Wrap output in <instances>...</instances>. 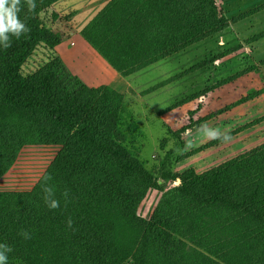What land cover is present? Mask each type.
I'll return each instance as SVG.
<instances>
[{"label":"trees","instance_id":"16d2710c","mask_svg":"<svg viewBox=\"0 0 264 264\" xmlns=\"http://www.w3.org/2000/svg\"><path fill=\"white\" fill-rule=\"evenodd\" d=\"M55 1L36 0L32 13L25 5L19 15H28L30 32L0 47V176L23 145L54 146L43 174L60 202L46 206L43 180L0 190L8 264H264V141L181 173L174 193L149 218L138 216L150 176L125 144L123 94L68 70L55 46L69 28L51 27L44 15ZM229 23L215 0H107L77 29L126 77Z\"/></svg>","mask_w":264,"mask_h":264},{"label":"rangeland","instance_id":"374dc122","mask_svg":"<svg viewBox=\"0 0 264 264\" xmlns=\"http://www.w3.org/2000/svg\"><path fill=\"white\" fill-rule=\"evenodd\" d=\"M106 1L56 0L44 15L66 32L86 24ZM215 1L230 21L226 29L126 77L99 68L89 50L72 53L73 66L65 64L87 85H97L93 76H107L123 94L125 144L150 176L136 208L142 218L174 193L181 173H201L264 141V0ZM203 125L230 129L232 139L209 140ZM56 151L36 143L20 147L0 176V190L30 189Z\"/></svg>","mask_w":264,"mask_h":264},{"label":"clouds","instance_id":"9594fccd","mask_svg":"<svg viewBox=\"0 0 264 264\" xmlns=\"http://www.w3.org/2000/svg\"><path fill=\"white\" fill-rule=\"evenodd\" d=\"M26 5L27 12L32 13L36 10V0H24V5L21 4V0H0V47L5 50L12 46V40L15 38L19 40L22 35L30 32V28L26 24V20L29 18L25 15L24 20L20 19V12ZM202 132L204 136L209 140H221L222 142H228L232 139L230 135V129L221 131L219 128L202 126ZM191 145H188L190 147ZM176 154H180V149H176ZM52 177L48 173H44L39 180H43L42 190L44 193L43 199L46 206L50 210H55L60 207L59 200L55 197L54 188L49 184ZM178 185L181 182H177ZM67 202L69 196L68 190H65L62 194ZM72 220L69 218L66 224L69 228L72 227ZM20 235L25 239H31V233L28 231H21ZM12 251L11 247L5 243H0V264H8V254Z\"/></svg>","mask_w":264,"mask_h":264},{"label":"crops","instance_id":"0c3cea01","mask_svg":"<svg viewBox=\"0 0 264 264\" xmlns=\"http://www.w3.org/2000/svg\"><path fill=\"white\" fill-rule=\"evenodd\" d=\"M68 32H69L68 33V37L63 39L60 43H58L55 46L56 52L58 53V55L60 56V58L62 59L64 64H66L67 66H69V65L73 66V60H72V57H73L72 55L73 54L72 53H74L75 56H78V54H82L83 52H87V50H89V52H87V54H89L90 57L92 59H94L96 64H98L99 68H102V67L105 68V66L106 67L108 66L110 70H113L114 73H116L119 77H122L84 40V38L80 35L78 29L70 27ZM67 43L71 44L70 48H68V44ZM76 44H79V49L78 48L74 49ZM80 50H82V51H80ZM99 72L101 74H103L102 71L99 70ZM78 76H81L82 80H84L85 82H86V80H88L82 74L78 75ZM102 76L103 77L101 78V80L99 79L98 75L97 76H93V77H95L97 79L99 84H108V85L112 86V84H110L107 81V79H106L107 76H104V75H102ZM98 83H97V85H99ZM88 84L91 85V86H96L95 83H88ZM112 87L114 88V86H112Z\"/></svg>","mask_w":264,"mask_h":264}]
</instances>
